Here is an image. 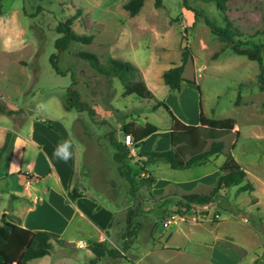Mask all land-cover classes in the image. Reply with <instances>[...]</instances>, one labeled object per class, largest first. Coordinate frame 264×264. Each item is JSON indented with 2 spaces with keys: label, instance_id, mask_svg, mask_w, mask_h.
I'll list each match as a JSON object with an SVG mask.
<instances>
[{
  "label": "rangeland",
  "instance_id": "374dc122",
  "mask_svg": "<svg viewBox=\"0 0 264 264\" xmlns=\"http://www.w3.org/2000/svg\"><path fill=\"white\" fill-rule=\"evenodd\" d=\"M126 1L0 0V151L7 147V160L11 139L6 143L4 137L8 126L13 137L21 132L31 138L33 130L50 142H58L61 136L48 122L67 133L75 151L71 182L103 206L104 212L113 211L105 242L123 250V256H105L95 264H213L208 260L215 240L221 241L220 250L239 252V257L223 264H236L237 259L242 264H264V89L260 87L264 70L261 74L257 61L225 48L205 21L186 8L184 0H144L133 16L123 6ZM186 2L204 10L219 24H225L224 18L228 17L240 28L244 39L263 40L264 0H228L225 11L213 0ZM67 19H72L71 27L78 34L93 37L90 42H71L59 55L58 72L50 57L58 53L57 24ZM187 50L183 86L179 91L170 90L162 72L180 64ZM88 52L98 56L104 66L111 57L138 66V77L146 82L155 99L167 102L174 112L184 111L187 94L193 91L207 116L234 117L236 130L242 133L227 135L224 151L215 159L226 157L235 142L231 151L247 171L254 191L237 194L235 186L223 189L213 203L194 204L183 217L177 213L175 195L164 208L148 201L145 186L140 188L138 198L131 196L129 182L117 171L109 133L113 131L123 141V126L130 121L159 127L143 148H134L130 163L134 172L142 173L139 151L170 148L171 118L163 106L152 109L155 99L125 95L117 77L97 72L81 56ZM71 87L95 109V115L73 107ZM36 151L28 143L25 160ZM207 166L181 170L160 162L150 165L152 171L147 168L156 177L172 180L195 176ZM168 191L173 193L172 188ZM200 191L208 193L209 189ZM9 199L0 180V218ZM138 201L143 212L134 222L141 226L124 250L125 212ZM169 212L176 215V222L166 224ZM171 232L174 236L166 242ZM95 234V230L91 234L89 227L78 222L71 224L66 232L70 242L55 246L52 260L58 264L63 260L67 262L62 264H90L95 254L89 245L97 239ZM80 241L87 245L80 247ZM167 245L183 248L178 251ZM41 263H50V259L28 262Z\"/></svg>",
  "mask_w": 264,
  "mask_h": 264
},
{
  "label": "trees",
  "instance_id": "16d2710c",
  "mask_svg": "<svg viewBox=\"0 0 264 264\" xmlns=\"http://www.w3.org/2000/svg\"><path fill=\"white\" fill-rule=\"evenodd\" d=\"M213 1L216 2L221 11H225L228 0ZM143 2L144 0H127L123 6L133 16L139 12ZM184 4L195 16H200L205 21L211 31L225 43V48L257 61L261 69V74L263 73L264 34L263 40H254L252 38L244 39L242 38L240 28L228 17L224 18L225 24H219L215 18L209 17L204 10L188 5L186 0H184ZM71 21L72 19L59 21L56 27V31L59 34V37L55 41L58 53H53L50 61L58 72H60V68L58 67L57 60L60 53L64 52L73 41L90 42L93 37L92 35L78 34L71 27ZM188 55V50L184 51L180 64L173 65L162 72L163 82L170 90H181L183 81H185L183 72ZM81 56L89 61L92 68L97 72L110 77H117L121 81L125 95L135 94L143 99H155L154 93L146 82L138 77L139 68L135 64L111 57L108 65L104 66L94 53H82ZM260 87L264 89V79L262 76ZM69 96L74 108L79 111H88L91 115H95V109L81 98L77 89L71 87ZM155 100L156 103L152 109L163 106L171 118V127L168 132L170 148L139 151L138 157H140L142 162V173L133 171V165L130 163V159L133 158L132 152L125 144L124 139L123 141L118 140L112 131L109 133V140L115 149L113 159L116 163L117 171L129 182V193L131 196L138 198L140 188L145 186L148 190V201L156 203L160 208H164L172 202V198L168 195L157 197L153 193L151 188L157 182V178L149 173L147 167L151 164L162 162L169 164L172 168L183 169L205 163L211 156L223 153L225 137L234 131L237 121L232 116L222 118L207 116L200 104V122L198 124H189L181 120L167 102L164 100ZM47 124L49 127L54 128L50 122ZM158 130L159 127L153 123L142 126L134 121H130L123 126L124 136L126 134L133 136L134 147H141L146 139L157 133ZM236 133L239 135V130ZM235 146L236 143L233 142L230 150L226 154L225 161L219 167L220 174L208 193L198 191L185 192L176 199L175 203L179 205L177 209L179 215L183 216L185 211L193 208L194 204L207 205L213 203L223 189L236 186L237 194L242 191L253 190L252 183L247 180V171L231 151ZM146 172L149 174H146ZM83 195L74 186L67 194V197L70 200H74ZM12 197L17 196L12 195ZM140 205L141 202L138 201L125 212L126 227L122 234L125 239L124 250L128 248L131 240L139 232L141 224L134 221L143 212V208ZM172 215L171 212L167 213L169 217ZM111 225L112 221L109 227ZM52 240L53 235L46 230H31L5 219L0 225V264H28L32 259L48 255L54 248ZM56 241L59 244H63L62 239L58 238ZM90 248L95 254V258L90 261V264L97 263L98 260L105 256H123L122 249L114 248L105 241L94 242L90 245Z\"/></svg>",
  "mask_w": 264,
  "mask_h": 264
},
{
  "label": "crops",
  "instance_id": "0c3cea01",
  "mask_svg": "<svg viewBox=\"0 0 264 264\" xmlns=\"http://www.w3.org/2000/svg\"><path fill=\"white\" fill-rule=\"evenodd\" d=\"M197 97L196 93L189 91L185 106L183 107L184 111H175L177 116L186 123L198 124L200 122L201 110ZM199 103L201 104V101ZM186 115H188V118ZM237 127L236 124L233 132L236 133ZM52 129L61 136L58 142L56 139L50 142V140L42 138L39 134L37 135L34 133L33 130L31 132L33 135L31 138L24 136L21 132H18L13 137L8 126L5 129L4 138L6 143L11 139L8 148L9 145L12 147H10V154L8 150L7 160H5L7 147L3 146L0 151V180L3 181L4 188L7 190L10 197V201L1 211L2 216L0 218V225L6 219L31 230H46L50 232L53 235L52 241L54 248L50 254L39 257V259H50V263L44 264H58L56 259L52 260L51 255L55 246L63 247L64 244L70 242L66 237V232L71 224L78 222L82 224V226L89 227L91 234L95 230L96 234L94 237L97 239L94 242H103L107 238V231L114 217L113 211L107 210L104 212V207L97 201L88 197L82 190L80 191L84 194L83 196L77 197L74 200L68 199L67 194L74 187L71 180L75 168V151L73 148L72 158L67 162L57 159L53 155L54 149L61 140L68 139L69 137L61 128L54 127ZM240 131L241 130H239V132ZM148 139L149 138H147L146 141ZM28 143L37 149V151L31 154L29 159L25 160V152ZM218 155L221 156L222 153ZM218 155L211 156L208 161L201 164L200 166L206 164H209V166L205 167L203 171L197 173L195 176L180 177L179 179L172 180L156 177L157 182L151 188L153 193L157 197L168 195L171 198L172 195H175V197L178 198L185 192H201V188L209 189L210 191L211 186L215 183L220 174L219 167L226 159V157L220 158V156L218 159H215ZM149 169L151 170L150 166ZM16 179H19V185L15 184V182L18 181ZM170 188L173 190L172 194L168 191ZM254 189L255 187L253 186V190L251 191L253 192ZM12 195L17 197H12ZM93 196L97 198L95 194ZM255 197L258 196L256 195ZM163 233L164 232H162L160 236ZM173 236L174 232H171V234L165 238L166 242ZM58 238L63 240V244H59L56 241ZM219 243H221L220 240H215V242L211 244L212 249L209 252V263L223 264L225 260H232L233 258L239 257V252L236 250H220L218 248ZM79 244H84V246L80 247H85L87 245L83 241H80ZM167 247L178 251L183 248L181 245H167ZM63 262L66 263L67 260H63L60 263L62 264ZM236 264L242 263L240 261L238 262L237 259Z\"/></svg>",
  "mask_w": 264,
  "mask_h": 264
},
{
  "label": "clouds",
  "instance_id": "9594fccd",
  "mask_svg": "<svg viewBox=\"0 0 264 264\" xmlns=\"http://www.w3.org/2000/svg\"><path fill=\"white\" fill-rule=\"evenodd\" d=\"M73 141L68 139L61 140L54 149L53 155L60 160L67 162L72 158Z\"/></svg>",
  "mask_w": 264,
  "mask_h": 264
},
{
  "label": "built area",
  "instance_id": "2783aa9c",
  "mask_svg": "<svg viewBox=\"0 0 264 264\" xmlns=\"http://www.w3.org/2000/svg\"><path fill=\"white\" fill-rule=\"evenodd\" d=\"M124 142H125V144L130 148V150H131V152H132V154H134V138H133V136L131 135V134H126L125 136H124ZM175 216L176 215H172V216H170L169 218H168V220H167V222H166V224H168V223H172V222H176V220L174 219L175 218ZM180 217H183V216H181V215H179ZM79 246H84V244H79Z\"/></svg>",
  "mask_w": 264,
  "mask_h": 264
}]
</instances>
